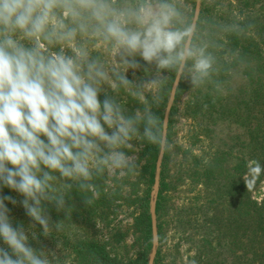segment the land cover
<instances>
[{
	"label": "clouds",
	"instance_id": "obj_1",
	"mask_svg": "<svg viewBox=\"0 0 264 264\" xmlns=\"http://www.w3.org/2000/svg\"><path fill=\"white\" fill-rule=\"evenodd\" d=\"M225 30L245 31L239 24ZM219 47L182 0H0V264H52L49 252L30 246L22 224L13 226L5 201L34 221L33 240L36 224L48 237L62 222L50 226L45 202L65 210L74 186L95 194L94 178L134 171L126 151L133 141L169 151L166 122L152 110L169 80L161 70L173 72L176 85L215 83L210 49ZM137 56L155 65L154 78L128 79L129 69L141 67ZM121 92L142 110L128 114Z\"/></svg>",
	"mask_w": 264,
	"mask_h": 264
},
{
	"label": "rangeland",
	"instance_id": "obj_2",
	"mask_svg": "<svg viewBox=\"0 0 264 264\" xmlns=\"http://www.w3.org/2000/svg\"><path fill=\"white\" fill-rule=\"evenodd\" d=\"M245 2L249 7L244 6ZM182 3L188 16L196 20L200 17L201 34L221 46L210 49L217 56L219 69L212 78L215 83L192 87L188 80H181L184 84L178 94L171 91L164 121L172 147L160 153L153 181L152 164L142 152L143 141H133V147L126 151L134 157V171L124 175L106 172L94 178L95 194L81 193L74 186L65 196V210L56 208L57 217L47 212L50 226L62 222L59 230H52L56 235L70 241L88 239L104 244L109 257L116 264H124L144 249L145 239L134 219L147 200L153 225L147 251L149 264H254L250 254L241 257L249 234L242 236L235 220L238 176L234 167L242 159L248 165L253 161L255 121H261L260 136L264 131V99L254 107L255 84L264 89V50L261 63L238 64L233 61L237 51H230L224 43L226 26L248 15L255 20L248 32L264 48V0ZM155 74V65L148 64L126 72L134 82L150 80ZM161 75L169 77L168 70H161ZM106 90L116 96L107 86ZM116 98L125 103L128 114L137 108L142 110L138 101L123 92ZM161 180L163 200L156 214ZM247 183L245 189H249L251 198L260 202L264 183ZM83 196L92 203L86 205ZM53 242L57 244L51 242L44 248L52 264H76L61 239Z\"/></svg>",
	"mask_w": 264,
	"mask_h": 264
},
{
	"label": "trees",
	"instance_id": "obj_3",
	"mask_svg": "<svg viewBox=\"0 0 264 264\" xmlns=\"http://www.w3.org/2000/svg\"><path fill=\"white\" fill-rule=\"evenodd\" d=\"M249 1V0H247ZM245 7H249L248 2H245ZM200 17L198 18L199 21ZM255 20L250 16L246 15L242 19H239L236 24H239L245 31L242 34H238L233 31H227L225 34L226 42L224 43L226 48H229L230 51H237L236 57L233 59L235 63L249 64L253 61H256L257 64L261 63L263 58V50L260 45V41L249 34L248 30ZM264 42V41H262ZM136 60L140 63L141 66L147 65L139 56L136 57ZM169 80L164 88L160 91V96L162 97L161 103L159 106H153V112L165 120V107L168 96L170 95L172 90L176 91L178 94L180 88L184 84V82L180 81L178 85L174 87V73L168 71ZM259 88V83L255 84V106L260 105L259 100L261 98L264 99V89ZM104 95L100 94V99L103 100ZM255 110V109H254ZM256 115V114H255ZM260 125L261 121H255V130H256V146L254 148V153L252 155V163L248 165V161L243 160L240 161L235 167L236 175L238 176L237 180V204H236V217L235 220L238 222V229L241 232L242 236L249 234V238L246 243H243L242 247V255L244 257L247 254L251 255L250 262L254 264H264V195L260 202L251 198L249 194V189H245L246 185H248L247 180L251 182L252 186H256L259 183H264V131L260 136ZM141 131H143V126H141ZM143 154L146 155L149 163L152 164L151 172H150V180L154 179V172L156 168L157 161L160 156V151L156 145L149 144L146 141H143ZM259 153V154H258ZM164 160V158H163ZM163 163V162H162ZM161 163V164H162ZM259 164L261 167V171L259 174L253 173L252 169ZM246 176L247 179H243ZM164 182L161 180L159 184V189L157 191V197L155 201V212L159 214L161 208V202L163 200L162 191ZM4 195H10L15 198L17 201L23 199L19 194L12 191L11 189L4 188ZM6 206L10 209V217L12 218L13 226H17L18 224H22L26 230V233L29 236V244L34 249L44 250L45 247L52 242L54 245L57 244L53 242L58 238L62 240L63 245L67 248V250L73 255L72 262L76 264H116L113 258L109 257L107 253L106 247L104 244L93 240H79V241H70L65 236L56 235L54 231L51 232V235L45 237L42 234V227L36 224L35 229H33L37 233V239L33 240L31 231L29 226L34 223L30 217H28L25 213L23 207L17 203L13 205L7 201H5ZM44 207L47 212L55 213V217L58 216L56 213V206L53 203L45 202ZM142 210L135 217L134 224L137 227V230L141 234H143L145 239L144 249L142 253L138 254V256L134 259L128 260L124 264H149L147 251L151 247V236H152V220L151 215L148 211V201L144 202ZM52 213V214H53ZM54 217V218H55ZM250 233H247V232ZM0 246L3 245V241L0 240ZM56 257V256H55ZM53 257V258H55Z\"/></svg>",
	"mask_w": 264,
	"mask_h": 264
}]
</instances>
